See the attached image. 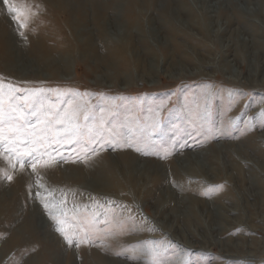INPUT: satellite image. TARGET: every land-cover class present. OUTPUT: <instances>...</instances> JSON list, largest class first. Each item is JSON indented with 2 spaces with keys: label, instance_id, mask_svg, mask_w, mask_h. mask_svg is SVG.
Instances as JSON below:
<instances>
[{
  "label": "rangeland",
  "instance_id": "obj_1",
  "mask_svg": "<svg viewBox=\"0 0 264 264\" xmlns=\"http://www.w3.org/2000/svg\"><path fill=\"white\" fill-rule=\"evenodd\" d=\"M52 1L10 0L13 7L30 9L28 27L20 29L8 5L0 0V17L9 26L6 37L11 54V60L6 61L0 52V96L5 112L11 104L25 114L23 130L29 135L20 137L22 150L39 149L44 160H54L51 166L37 165L33 172L30 157L23 160L21 171L15 156L11 157L15 168L5 159L7 153L0 156L2 170L13 176L9 181L0 174V192L8 193L5 199L12 190L19 192L21 180L29 183L22 201L20 192L16 195L19 212L15 221L0 227V264H34L39 249L36 239L47 237L62 244L64 255L61 260L41 264H88L83 254L92 264H151V247L166 250V264H264V194L259 191L257 173L248 169L241 173L234 164L247 161L251 155L264 161V20L237 12L256 8L254 3L264 0H251V4L249 0H209L207 7L214 8L218 17L211 22L210 32L204 28L205 33L182 25L177 9L185 1L179 5L180 0H94V4L79 5L84 17L77 15L78 5L59 8ZM188 1L205 24V0ZM128 11L134 13L135 22L128 18ZM164 16L172 20L176 32L165 27ZM170 39L193 64L181 66L179 61L186 59L178 52L165 60ZM40 45L47 48V54ZM122 48L125 52L121 53ZM206 59L215 63L214 68L203 67L200 60ZM117 72L122 76L117 78ZM37 89L43 91L34 94ZM37 95L45 107L62 105L69 112L76 109L75 122L87 125L83 134L69 137L55 125L37 123L31 114L39 107L31 106ZM86 111L94 114L96 122L103 116L107 131L94 128L89 132L93 120L83 119ZM109 132L130 146L112 142ZM31 136L46 139L43 145L29 144ZM220 145L233 146L232 156L218 153V159L211 155L213 164L199 159L203 165L184 156L187 152L210 153ZM240 152L245 153L242 156ZM128 156L135 159L132 167L136 174L144 177L137 179L138 189L128 174ZM180 156L199 174L196 178L182 171L193 184L188 183L184 191L176 180L152 187L146 176L168 173L171 162ZM204 166L207 171L212 168L209 177L199 169ZM214 168L223 169L220 180L213 178L212 172H218ZM108 171L115 188L105 190L97 184L92 190L83 182L68 183L71 187L61 184L82 172L90 173L91 183L95 181L91 176H100L101 182L108 183L104 179ZM232 174L240 175V182L232 179ZM258 177L264 182V170ZM148 187L153 189L146 200L143 194ZM172 192L176 193L174 203L162 205L160 201ZM179 200L184 201L183 206ZM218 201L233 211L221 225ZM189 207L194 211L192 220L197 221L192 224L187 223ZM180 208L188 216L178 222L173 216ZM206 210L215 212L212 219ZM26 213L40 224L36 237L27 233L22 245H8L12 233L21 229ZM85 224L89 225L84 230L86 236L77 228ZM59 228L87 242L77 246L74 239L69 245ZM96 252L106 263L98 261ZM68 253L72 258L65 257Z\"/></svg>",
  "mask_w": 264,
  "mask_h": 264
},
{
  "label": "bare ground",
  "instance_id": "obj_2",
  "mask_svg": "<svg viewBox=\"0 0 264 264\" xmlns=\"http://www.w3.org/2000/svg\"><path fill=\"white\" fill-rule=\"evenodd\" d=\"M159 1V0H158ZM161 1V0H160ZM170 1H172V0H168V2H170ZM181 1H185V3L183 4V7H179L178 9H177V16L179 17V20H181V23H182V25L184 24L188 29L189 28H195V29H198L199 31H202V33H205V29L208 31V32H210V28H211V26H210V24H212L211 22H214V17H218V15H216V14H213L214 13V11L215 10H213L212 8V10H210L209 8L211 7V6H208L207 7V4H210V2H209V0H205V2H204V5H203V8L206 10V15H205V19H206V22H209L207 25H206V22H205V24H203L202 23V21H200L199 20V18H198V15L197 14H195L196 13V11L194 10V7L191 5V3L188 1V0H180V4L179 5H181ZM253 1V0H252ZM56 6H58L59 8H61V6H63L64 4H65V6H67L68 4H69V6H71L72 4H74V5H78V10H77V15H79L80 17H84V13H82V9H81V7L80 6H82L83 5V3H86V2H90L91 4H94V0H53L52 1ZM200 2V1H199ZM202 2V1H201ZM253 2H255V1H253ZM253 2H251V0H249V3L251 4V3H253ZM264 2V1H263ZM247 3V2H246ZM67 4V5H66ZM82 4V5H81ZM198 4V3H197ZM201 4V3H200ZM80 5V6H79ZM202 5V4H201ZM247 5V4H246ZM157 6V5H156ZM164 6V5H163ZM204 6H206V7H204ZM254 6L256 7V8H251V9H249V10H244V9H240V11L239 10H237V12H239V13H241L242 14V16H247V17H249V16H257L259 19H262V21L264 20V3H262L261 1L259 2H257L256 4L254 3ZM87 7V6H86ZM159 7V6H158ZM93 8V7H92ZM219 8V7H218ZM217 7H216V9H218ZM221 8V7H220ZM225 8V7H224ZM263 8V9H262ZM70 9V8H69ZM156 9V8H155ZM175 9V8H174ZM196 9V8H195ZM76 10V9H75ZM198 10V9H197ZM221 10H223V8L221 9ZM156 11V10H155ZM218 11H220V10H218ZM217 11V14L219 13ZM128 14H129V17L128 18H130V19H132L131 21H136V18H135V16H134V13H132V12H130V11H128ZM171 14V13H170ZM132 15H133V17H132ZM164 23H165V27L166 28H170L171 30H174V32H176L177 31V28H176V26H172L173 25V22H172V20L169 18V17H167V16H164ZM138 21V20H137ZM220 21H221V19H220ZM130 23V22H129ZM220 23V22H219ZM130 25H132V24H130ZM9 28V26H8V23L3 19V18H1L0 17V52L1 53H3V56H2V59H4V60H6V61H10L11 60V54H10V48H9V43H8V41H7V37H6V34H7V29ZM205 28V29H204ZM226 29V28H225ZM225 29L223 30V31H225ZM216 30V29H215ZM179 31V30H178ZM76 32V31H75ZM78 32V31H77ZM142 33V32H141ZM166 33V32H165ZM213 33V32H212ZM79 33H77V35H78ZM11 35V34H10ZM76 35V36H77ZM79 36H80V34H79ZM78 39V38H77ZM15 41V40H14ZM18 42V41H17ZM82 42V41H81ZM87 43H88V40L86 41ZM16 43V42H15ZM229 43V42H228ZM248 43V42H247ZM246 43V44H247ZM87 45V44H86ZM16 46V45H15ZM41 46V49L40 50H42L43 51V53L44 54H47L46 53V50H47V48L46 47H44V46H42V45H40ZM166 52H165V54L167 55V57L165 58V60L167 61V59L170 57V56H173L174 55V53H176L177 54V52L178 53H181L182 55H184V57H185V59L186 60H180L179 62H180V64H181V66L183 65V64H185V62H186V64H193V59L192 58H189V56H187L186 55V53H184V51H182V52H180L181 50H182V48L177 44V42L176 41H174V40H172V39H170V41H168L167 42V44H166ZM88 48L91 50L90 52H94V48L93 47H90V45H88ZM169 48V49H168ZM170 49H173L172 51H173V53H171L170 52ZM121 50V53L122 52H125V50L122 48V49H120ZM175 50V51H174ZM33 51V50H32ZM33 52H35V51H33ZM172 55H171V54ZM170 54V55H169ZM14 55V54H13ZM16 57V56H15ZM41 57V56H40ZM120 57V56H119ZM118 57V58H119ZM183 57V58H184ZM200 57V56H199ZM44 58V57H43ZM16 59V58H15ZM120 59V58H119ZM173 59V58H172ZM164 60V63L166 62ZM42 61H44L43 59H42ZM175 62V61H174ZM200 62H202L203 63V67H205V68H207V67H210V68H214V65H215V63L214 62H210V61H207V59L205 60V61H203V60H200ZM264 62V61H263ZM55 63V62H54ZM135 63H137V64H139V62L138 61H136ZM173 63V62H172ZM254 63V62H253ZM219 64V63H218ZM264 65V64H263ZM164 68V67H163ZM113 70V69H112ZM174 70H176L175 68H174ZM116 71V70H115ZM114 72V71H113ZM259 72V71H258ZM109 74V73H108ZM111 74H113V73H111ZM122 75H121V72L120 73H118L117 72V78H119V77H121ZM110 77V76H109ZM112 77V76H111ZM228 145H230V144H228ZM228 145H220V146H218V147H216L215 148V150H212V152H210V153H208L207 151V153H205V151L204 152H199V153H189V152H187V154L186 155H184V156H186V157H188L187 159H189L190 160V162L192 161V162H196V164H201V165H203L202 164V162H201V160H199V159H208L209 161L211 160V161H213L214 159V157L212 158L211 157V155L212 156H218V159H219V155H218V153H227L228 154V156L229 155H231L232 156V150L230 149V148H232L233 146H228ZM186 146L187 147H189L190 145H188V144H186ZM247 149H249V147L247 148ZM251 149V148H250ZM244 151V150H243ZM247 151V150H246ZM238 153H239V151H238ZM244 153L245 152H240V155H244ZM255 155H259L260 153L259 152H255L254 153ZM262 154V153H261ZM251 155V154H250ZM127 156V155H126ZM129 158L128 159H126L125 160V164H127V167H128V164L130 163V168H129V170L130 171H128V174H129V176L131 177V179H132V182H133V185H134V187L135 188H137V187H139V184L140 183H138L137 182V179L139 178V179H143L144 177H143V175H139V174H136V172H135V170H133V168H135V167H132V164L133 163H135V159L133 158V156L131 157V156H128ZM183 157V156H182ZM182 157L180 156V158H179V160H174V161H172L171 163H172V165L170 166V170L171 171H169L168 173H164V175H154V176H152V177H148V176H146V178H149V180L152 182V187L153 186H159L163 181L165 182V181H167V182H172L173 183V181H177L176 182V184H178L177 186H179L178 188L180 189V190H187V184L189 183V184H193L192 182H193V180H192V178H188V177H186L187 176V174H190V175H192L193 177L195 176L196 178H198L199 176V174L197 173V170L193 167L192 168V166H191V164L192 163H188L187 165L185 164V163H183L184 161V159H182ZM194 157V158H193ZM247 157V156H246ZM252 157V158H251ZM256 157H258V156H256ZM196 158V159H195ZM142 159V158H141ZM247 161H245V162H239L237 159V161L235 162L234 161V164L235 165H239L238 167H236L235 168V170L238 168L239 169V171H241V173H242V170H246V169H248L251 173H257L256 174V176H257V181H259L258 182V184H259V186H260V189L261 190H259L260 191V193L262 192L263 194H264V182L262 181V180H260L259 179V177H258V175H259V173H260V170H264V161H260L259 159H261V158H259V159H257V158H255V157H253V155H251L250 157H247ZM216 160V159H215ZM143 161V160H142ZM211 161H210V164H213V162L211 163ZM134 165V164H133ZM232 166V165H231ZM256 166L258 167V169L256 168ZM126 167V166H125ZM199 167V166H198ZM203 167V166H202ZM199 168L200 169V171L202 172V173H204L206 176L208 175V177L210 176L208 173L210 172V170L212 169H210L209 171H207L206 170V166H204V169L203 168ZM233 167V166H232ZM225 168V167H224ZM228 168H229V166H228ZM228 168H226V169H228ZM3 169V165H2V163H1V160H0V170H2ZM136 169H137V167H136ZM143 170L145 169V168H142ZM150 169V168H149ZM237 169V170H238ZM139 170H140V167H139ZM213 170H218V172L217 171H214V172H212L214 175H213V178L214 179H216V180H220V178H219V175H220V173H222V172H224L223 171V169L222 170H219V169H213ZM229 170V169H228ZM234 169L232 170V171H235ZM182 171H184L185 173H186V176H185V174H183L182 173ZM230 171V170H229ZM247 171V170H246ZM81 173V172H80ZM92 173V172H91ZM147 173H148V175L150 174L151 175V173L149 172V171H147ZM146 173V174H147ZM233 173V172H232ZM235 173V172H234ZM238 173H240V172H238ZM82 174L83 175H78V176H74V177H70V179H69V181H67V182H62L61 184L63 185V184H65V183H67V184H65V185H68V183H70L71 184V182L72 183H75L76 185H78L79 183H82L83 182V184H85V187L87 188L88 187V189H92V190H95V188H96V186H98V185H101L105 190L106 189H108V188H115V183L113 182V181H111V174H110V171H108V174H105L106 176H105V178L104 179H108L109 181H108V183H106V182H103V181H105V180H103L102 182H101V178H100V176L99 177H97V176H91V178H94V183L92 182H89V178L87 177V174H90V173H85V175H84V173L82 172ZM236 174V173H235ZM246 174V173H245ZM239 177H240V175H238ZM238 176H235V175H231V178L232 179H236V180H238L239 181V177ZM242 176V175H241ZM247 176V175H246ZM245 176V177H246ZM250 176V175H249ZM96 177V178H95ZM107 177V178H106ZM253 177V176H252ZM72 178V179H71ZM246 178H248V177H246ZM251 178V177H250ZM201 179V178H200ZM248 180V179H247ZM253 180V179H252ZM57 181H59V180H57ZM62 181V180H61ZM145 181H146V179H145ZM250 181V180H249ZM142 182V181H141ZM147 182V181H146ZM240 182V181H239ZM121 183V182H120ZM98 184V185H97ZM249 184V183H248ZM255 184V183H254ZM250 185V187H251V183L249 184ZM256 185V184H255ZM69 186V185H68ZM74 186V185H73ZM72 186V187H73ZM258 186V185H257ZM69 187H71V185L69 186ZM253 187V186H252ZM64 188V187H63ZM149 188V187H148ZM258 188V187H257ZM28 189H29V183L27 182V181H25V180H21L20 181V190H19V192L17 191H13L12 190V194H10L9 195V199H5V195L6 194H8L7 192H5V190L4 191H1L0 192V227H2V226H5V225H10V224H12V222H14L15 220H14V218L17 216V214H18V212L19 211H17L18 210V207H19V204H18V199H17V194L19 193L20 194V197H21V201L25 198V196H26V194H27V191H28ZM84 189V188H83ZM138 189V188H137ZM152 189L153 188H149V189H147L146 190V192L143 194V197H145V199L146 200H148L149 199V197H151V195L150 194H152ZM189 190H190V188H188ZM251 189V188H250ZM258 191V192H259ZM81 192V191H80ZM260 193H258L259 195H261ZM174 195L176 196V193H174V192H172V194L170 193L169 194V196H168V198L167 199H163L162 201H160L161 202V204L162 205H168V203H174L173 201H175V198H174ZM259 195H256V196H258V198H259ZM257 198V197H256ZM262 198V197H261ZM223 201H229V200H227V199H224V198H221ZM254 199V198H253ZM195 200H197V199H195ZM221 200V201H222ZM17 201V202H16ZM182 201V202H181ZM179 200V202H180V204H182V206L184 205L183 203H184V201L183 200ZM13 203V204H12ZM204 203V202H203ZM202 203V204H203ZM206 203H207V201H206ZM215 204L217 203V202H214ZM234 203V202H233ZM214 206V205H213ZM206 207V206H205ZM215 207V206H214ZM219 208V211H220V214H221V220L220 219H218V220H220L221 221V223H219L220 225L221 224H224L225 222H227V219H228V214L229 213H233V211L232 210H230V209H227L226 208V205L224 204V203H222V202H219L218 201V205L216 206V208ZM238 207V206H237ZM217 208V209H218ZM165 209V208H164ZM209 209V208H208ZM216 209V210H217ZM215 210V211H216ZM239 210V209H238ZM188 211V213L187 214H189V218L187 217V223H193V222H197V221H195V220H192L193 219V217L191 216V215H193L194 214V211L192 210V207H189V209L187 210ZM203 211V210H202ZM207 211V210H206ZM200 212V211H199ZM234 212L236 213H238V211H235L234 210ZM175 213H176V215L175 216H173V218H176V220L179 222L184 216H188V215H185V210H183L182 208H180V210L178 209H176V211H175ZM206 213H208V215L211 217V219H212V217H213V214H215V212L214 211H211V210H208ZM217 213V212H216ZM196 215H199V214H196ZM203 215H205V214H203ZM155 216V215H154ZM208 216V217H209ZM216 216H218L217 214H216ZM206 217V216H205ZM217 218V217H216ZM209 220L208 222H210V225H211V227L214 225V223H213V221L212 220ZM217 220V219H216ZM223 220V221H222ZM38 221V220H37ZM177 221H176V223H177ZM183 221H184V218H183ZM189 221V222H188ZM219 221V222H220ZM172 222V221H171ZM181 222V221H180ZM250 222V221H249ZM203 223H205V222H203ZM202 224V223H201ZM227 224V223H226ZM230 224V223H229ZM37 225H40V224H37ZM37 225L35 224V219H34V216H32L30 213H26V219H25V221H24V223H22V225H21V229H19V230H17V231H15V232H13L12 233V236L10 237V239H9V241H8V245L9 244H12V245H16V244H20V245H22L23 243H25V235L28 233V234H30L31 236H33V237H36V232H37ZM44 225V224H43ZM200 225V223L198 224V226ZM205 225V224H204ZM207 225V224H206ZM209 225V224H208ZM255 225H257V224H255ZM170 226H172V223H171V225ZM203 225H201V227H202ZM226 226V225H225ZM174 227V226H173ZM187 227V226H186ZM193 227V226H192ZM165 228V227H164ZM166 228H167V226H166ZM170 228H172V227H170ZM196 228V227H195ZM169 229V228H168ZM173 229V228H172ZM176 229H177V227H176ZM175 229V230H176ZM188 229V228H187ZM180 230V229H179ZM190 230H191V228H190ZM210 230V229H209ZM227 230V229H226ZM178 232V231H177ZM216 235H217V232H216ZM185 236V235H184ZM186 239V238H185ZM184 240V239H183ZM185 241H187V240H185ZM7 245V247H9ZM36 246H37V248H39L38 249V253L36 254V262L34 263V264H41L44 260H50V261H53V262H55V261H57V260H61L62 259V256L64 255V254H61V253H63V246H62V244L59 242V241H56V240H53V239H48V237L47 238H42V239H40V238H38V239H36ZM85 252V251H84ZM94 255H96V257H98V256H100V254H98L97 252H96V254L95 253H93ZM83 255H85V260L86 261H88V264H92V262L89 260V256L87 255V254H83ZM65 257L67 258V259H70V258H72V255L70 254V253H68L67 255H65ZM99 259H98V261L100 260L101 262H104V263H106L105 262V260L101 257H98Z\"/></svg>",
  "mask_w": 264,
  "mask_h": 264
},
{
  "label": "snow or ice",
  "instance_id": "obj_3",
  "mask_svg": "<svg viewBox=\"0 0 264 264\" xmlns=\"http://www.w3.org/2000/svg\"><path fill=\"white\" fill-rule=\"evenodd\" d=\"M3 3L5 5H8V12L12 16V19L17 23L18 28H27L28 19L31 15L30 9L23 6L13 7L10 4V0H3ZM20 35L23 36L24 32L21 31ZM42 91L43 90L40 89L34 90V94H38ZM56 91L59 95H62L61 93H59V90ZM68 103L70 105V101H68ZM35 105H39V107L35 112L31 114L37 117V123H43L45 124V126L55 125L59 129H62L66 136L78 137L83 134V129L87 127V125L82 126L79 123L75 122L77 119L76 109H73L71 112H69L62 105L60 107H57L56 105H49L48 107H45L41 103L39 95H37L36 99L32 101L31 106ZM103 111L104 109H101V112ZM41 117H43V119H41ZM83 119L86 122L89 120H93V126L87 128L89 132L93 131L94 128L101 132L107 131V129L105 128V120L103 116H101L99 121L96 122L94 120V114L86 111L83 114ZM25 120V114L13 108L11 104H9V111L6 113L4 109L3 97L0 96V156H4L5 153H7L8 155L5 156V159H8L9 164L13 168H15L16 165L12 163L11 157L15 156L16 159L20 161L21 171H23V160L30 157L31 159H29V163L32 167L33 172H35L37 165H40L41 167L51 166V164L54 163V160L52 157L44 160L43 152H41L39 149L33 150L32 148H28L27 150H22L19 147V145L22 143L20 137L29 135L26 130H23ZM109 136L111 137L112 142L116 144H120L121 146H130V144H127V141H124L122 143L121 140L111 132H109ZM45 139L46 137L37 138L35 136H31L27 143L43 145ZM137 151H140V149L138 148ZM0 174H2L9 181L13 179V176L10 175L7 171L0 170ZM45 207H47V205H45ZM87 227H89V225L87 224H85L83 227L77 225L78 231L84 232L85 236L87 235V233L84 230ZM58 230L62 235H64L69 245L73 244L74 239L77 246H79L80 243L87 242L82 236L76 235L75 233L70 236L64 228H59ZM165 251L166 250L162 247L149 248L148 253L151 257V264H166Z\"/></svg>",
  "mask_w": 264,
  "mask_h": 264
}]
</instances>
